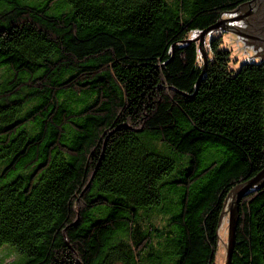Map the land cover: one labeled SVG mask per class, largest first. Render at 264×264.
Segmentation results:
<instances>
[{
    "label": "trees",
    "instance_id": "16d2710c",
    "mask_svg": "<svg viewBox=\"0 0 264 264\" xmlns=\"http://www.w3.org/2000/svg\"><path fill=\"white\" fill-rule=\"evenodd\" d=\"M248 1L0 0V247L217 264L230 195L264 168V62L235 69L212 31L204 66L187 41ZM230 264H264V185Z\"/></svg>",
    "mask_w": 264,
    "mask_h": 264
},
{
    "label": "water",
    "instance_id": "95a60500",
    "mask_svg": "<svg viewBox=\"0 0 264 264\" xmlns=\"http://www.w3.org/2000/svg\"><path fill=\"white\" fill-rule=\"evenodd\" d=\"M230 31L237 44L253 60L264 62V0H250L239 6L232 16L219 19L195 38L187 42H198L199 53L206 65L205 37L212 31ZM264 185V168L248 182L238 186L230 195L227 208V244L225 264H230L235 243V230L240 200L249 192Z\"/></svg>",
    "mask_w": 264,
    "mask_h": 264
},
{
    "label": "rangeland",
    "instance_id": "374dc122",
    "mask_svg": "<svg viewBox=\"0 0 264 264\" xmlns=\"http://www.w3.org/2000/svg\"><path fill=\"white\" fill-rule=\"evenodd\" d=\"M222 37V44L229 51H231V59L233 61L232 66L237 69L243 62L253 61L244 50L237 44L234 39L232 33L230 31L222 32L218 30L216 36ZM197 35H191L190 38H194ZM260 62V61H257ZM230 202V199H229ZM228 202V204H229ZM228 206V205H227ZM228 208V207H227ZM227 211V209H226ZM225 212L223 220L221 222L220 227V253L217 258V264H225V256H226V244H227V219L228 216ZM12 254V255H11ZM16 254V255H14ZM17 255L19 256V261L12 264H21L24 260L23 256L18 254L15 248L9 244H4L0 247V260H3L0 264H9L12 261L17 260Z\"/></svg>",
    "mask_w": 264,
    "mask_h": 264
}]
</instances>
